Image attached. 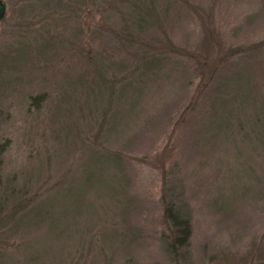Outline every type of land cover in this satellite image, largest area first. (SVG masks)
Segmentation results:
<instances>
[{
  "label": "rangeland",
  "instance_id": "1",
  "mask_svg": "<svg viewBox=\"0 0 264 264\" xmlns=\"http://www.w3.org/2000/svg\"><path fill=\"white\" fill-rule=\"evenodd\" d=\"M2 1L0 143L9 148L0 168V264H223L264 251V0H159L157 22L153 14L150 28L136 30L157 47L135 44L131 53L113 30L110 39L93 34L100 22L119 27L128 5L106 12L92 0ZM208 11L215 42L219 35L224 49L238 51L217 78L218 92L213 82L195 102L198 78L183 52L206 51L199 17ZM38 94L42 102L29 103ZM226 101L238 112L232 124L205 130L210 110ZM95 143L123 155L117 166H91L128 183L126 203L102 196L100 205L47 214L13 211L24 197L52 193ZM170 189L169 201L189 208L188 253L166 250Z\"/></svg>",
  "mask_w": 264,
  "mask_h": 264
},
{
  "label": "trees",
  "instance_id": "2",
  "mask_svg": "<svg viewBox=\"0 0 264 264\" xmlns=\"http://www.w3.org/2000/svg\"><path fill=\"white\" fill-rule=\"evenodd\" d=\"M163 2L165 0H162ZM162 2V3H163ZM92 3H95L96 6H101L104 11H110L115 10L121 7L123 4L129 6L130 13L124 14L122 16L121 24L119 27L115 28L116 25H112L113 27H106V24L104 22H100V25H97L96 30L93 32V34H96V37L103 38V33L105 35V39H110L113 36H116L118 41L120 40V48L121 51L124 53H131L129 50H127L128 47L134 46L137 44L138 46H142V48H145V50L148 49H155L157 46H153V44H157L158 40L155 41L154 37H147L148 39H142L140 35H136L138 30L140 33L144 32L148 27L150 28L153 25V20H151V17L153 14H155V10L157 5L159 4V0H103L101 3H98L97 1L92 0ZM196 10V9H195ZM103 11V10H102ZM129 14V15H128ZM212 13L211 11H208L206 15H202V18L199 17L200 21L202 22L203 26V42L204 45L207 47L205 48L206 51H200L198 53H190V52H183L186 56H188L190 59L194 62V74L198 78V83L195 89V102L201 100L203 97V94L208 90V88L211 86L213 82L217 83L215 86V91L222 85H220V79L217 80V78L222 74L224 71V67L226 64L229 63L230 59L234 56L235 53H237V49H232L226 47L223 48V45L220 44V40L218 39L220 36L217 35V40L215 42V31L213 29V25L210 23V18ZM157 14H155L154 21L157 22L156 18ZM102 20V19H101ZM113 28V29H111ZM113 30V31H112ZM110 32V36H108L107 32ZM149 32V31H148ZM157 32V31H153ZM164 33V32H163ZM107 34V35H106ZM148 36V35H146ZM116 41V40H115ZM160 41V40H159ZM170 42L167 40V43ZM118 44V43H117ZM104 45V41H101V43H98L97 48H102ZM153 46V47H151ZM163 46V45H161ZM160 48V47H159ZM166 48V46H165ZM90 50V51H89ZM93 49L89 48V52H93ZM171 50V49H169ZM114 51V50H113ZM102 53V52H100ZM204 54V55H203ZM206 55V56H205ZM138 57L136 59H139L138 61H145L148 56L151 57V55H144L143 57L137 55ZM211 56V60L208 59ZM135 58V57H134ZM107 60L109 57L107 56ZM90 61L95 60L90 59ZM142 61V62H143ZM153 62V61H151ZM110 63V68L114 66ZM156 63V62H155ZM122 65V63H119V67ZM160 65V64H159ZM102 73V69H101ZM221 78V76L219 77ZM110 83V93L111 92V86L113 83H115V78L108 80ZM218 92V90H217ZM45 94H38L34 96H30L29 103H34L35 101L39 100V102H42ZM248 95L246 93V107L250 105V102L248 100ZM218 99V97H217ZM242 102V99L240 100ZM35 104V103H34ZM193 104V103H192ZM35 108L39 109V105L34 106ZM194 107V106H193ZM192 107V109H193ZM223 107V108H221ZM215 111H219L221 113V116L215 115ZM222 111L228 112L229 115H225L227 113H224ZM213 112V114H212ZM211 116L208 118V120L205 122L206 127L205 130L208 131H216L218 127L224 128L228 127V125H231L233 120L235 119V115L238 114L236 112V109L234 105L229 106V103L226 101L220 105V109L214 108L210 110ZM187 117V112L184 111L180 116V122H186L185 118ZM204 124V125H205ZM97 148H89L90 155L88 156V159L81 163V167L79 166V169L76 171L69 170L66 174L64 173L54 185L50 189L52 193H49L48 190L45 191V193L38 195H34V201L33 198L30 200H27L26 197L20 199L18 202L13 203V211L16 208L21 207H27L30 208L31 212L34 210H39L43 214L51 213V209L55 206L58 207H64L67 205H75L77 206H84V205H94L93 203H104L101 202V198H105L106 203L113 202L117 205L119 202L124 201L126 203V189L128 186L127 184H123L121 186V180H119V175H104L103 169L101 167H97L98 170H96V167L94 166H104L105 164H109L111 162H116V166L118 163L123 162V155L119 152H112L109 149L105 148L102 145H99L95 143ZM9 148V141H3L0 143V168H1V158L2 155L5 154V152ZM172 150L170 148L163 149L161 154V161L166 158L167 155H164L168 152H171ZM96 153V155H95ZM100 153V154H99ZM164 155V156H162ZM99 162V163H98ZM87 163H89L88 167H86ZM91 164H94L92 167ZM154 168H156V165H153ZM160 168L162 169V172L164 176L166 175V169L163 168V163H160ZM69 173V174H68ZM125 176V175H124ZM123 176V178H124ZM78 177H80L81 181L79 182ZM171 184V183H169ZM163 186L165 190L167 189V182L164 179ZM173 189V186L172 188ZM171 189L168 192L164 193L163 200H168L171 197H167L173 195L174 193L171 192ZM108 193H106V192ZM106 196L108 197V200H106ZM114 199V201H113ZM167 203L164 201L163 203V219L164 222L168 223V229H169V236H167V242H165L166 250H169L172 254H177L181 252V249H184L185 252L188 253L187 248L189 246V238L191 235V223H190V215L188 214V205L182 204L178 205L175 204L173 200H170V203ZM63 203V204H62ZM122 203V202H121ZM92 207V206H90ZM19 211V210H18ZM257 247L251 249L249 252L245 254L243 259H240L237 256H229L225 257L222 261L223 264H263L264 263V251H258Z\"/></svg>",
  "mask_w": 264,
  "mask_h": 264
},
{
  "label": "water",
  "instance_id": "3",
  "mask_svg": "<svg viewBox=\"0 0 264 264\" xmlns=\"http://www.w3.org/2000/svg\"><path fill=\"white\" fill-rule=\"evenodd\" d=\"M6 13V8L2 0H0V21L4 18Z\"/></svg>",
  "mask_w": 264,
  "mask_h": 264
}]
</instances>
